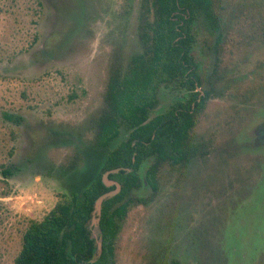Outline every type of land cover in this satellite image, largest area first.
Wrapping results in <instances>:
<instances>
[{"label": "rangeland", "instance_id": "rangeland-1", "mask_svg": "<svg viewBox=\"0 0 264 264\" xmlns=\"http://www.w3.org/2000/svg\"><path fill=\"white\" fill-rule=\"evenodd\" d=\"M214 2L220 38L204 22L196 28L194 56L210 96L191 134L195 155L162 165L157 191L143 184L132 192L115 264H264V0ZM141 3L0 0V264L15 263L31 223L79 176L90 180L86 157H96L109 79L142 50ZM180 96L160 88L151 116Z\"/></svg>", "mask_w": 264, "mask_h": 264}, {"label": "trees", "instance_id": "trees-1", "mask_svg": "<svg viewBox=\"0 0 264 264\" xmlns=\"http://www.w3.org/2000/svg\"><path fill=\"white\" fill-rule=\"evenodd\" d=\"M214 1L142 0L138 26L142 50L125 70L116 69L109 79L106 108L96 121L90 148L96 157H86L90 180L81 183L79 176L77 184L42 221L31 223L14 264H115L120 223L133 202L132 191L141 187L139 171L143 164L154 160L146 181L157 191L161 165H185L195 155L191 134L196 115L210 96L206 92L198 102L196 89L202 86V78L194 56L196 28L204 22L205 28L220 38ZM171 86L185 98L152 117L160 88ZM7 118L13 119L11 115ZM122 131L129 133L128 138L107 150ZM118 168L122 170L110 179L121 183V193L103 203L100 231L94 235L90 224L95 203L114 189L105 184L103 176ZM12 172L7 168L3 174L11 176Z\"/></svg>", "mask_w": 264, "mask_h": 264}, {"label": "flooded vegetation", "instance_id": "flooded-vegetation-1", "mask_svg": "<svg viewBox=\"0 0 264 264\" xmlns=\"http://www.w3.org/2000/svg\"><path fill=\"white\" fill-rule=\"evenodd\" d=\"M202 86L201 87H197V89H196V92H198L199 93V99H198V102H201V100H202V98L206 95V92L205 91H203L202 89ZM185 98V96H184V94H182V96H180V97H178V99H176L175 100V102L172 104V105H176L177 103H179V101H181V100H183ZM171 105V106H172ZM193 108L195 109V105H193ZM262 108H264L263 106H262ZM196 127V126H195ZM259 132H260V134H259V140H258V144L260 143V141H264V128L262 129H259ZM96 133V132H95ZM122 133V132H121ZM127 133V135H129V133L128 132H126ZM121 135V134H120ZM119 138H120V136L114 141V143L107 149V150H113V149H115V148H117L120 144H121V142H123L124 140H126L127 138H128V136H127V138L126 139H124L123 141H121V142H119V144H117L116 145V143H117V141L119 140ZM94 141V140H93ZM264 144V143H263ZM259 146H260V144H259ZM257 147V146H256ZM153 160V159H152ZM149 161V160H148ZM147 162V161H146ZM145 162V163H146ZM144 163V164H145ZM154 163V162H153ZM144 164H143V166H144ZM153 165V164H152ZM151 165V166H152ZM164 165V164H163ZM169 165V164H168ZM142 166V167H143ZM150 166V167H151ZM162 166V165H161ZM161 166L159 167V169L161 168ZM171 166V165H170ZM142 167H141V169H142ZM176 167V166H175ZM118 169H120L119 170V172L122 170L121 168H118ZM141 169H140V171H139V177H140V180H141V187H142V185L143 184H146V185H149L148 183H147V181H146V175H145V179H144V181L141 179V176H140V172H141ZM113 170H117V169H113ZM113 170H110V171H113ZM110 171H107L106 173H108V172H110ZM118 172V173H119ZM105 173V174H106ZM158 173H159V170H158ZM104 174V175H105ZM113 173H111L110 175H109V181L110 182H117V183H119L120 185H121V183L120 182H118L117 180H112V179H110V176L112 175ZM115 174H117V173H115ZM104 177V176H103ZM157 182H158V175H157ZM150 186V185H149ZM108 187H114V189L113 190H111V191H109V192H107V193H110V192H114V191H116V189H117V187H116V185H110V186H108ZM140 187V188H141ZM151 187V186H150ZM140 188H138V189H140ZM152 188V187H151ZM138 189H135V190H138ZM153 189V188H152ZM121 190H122V185H121ZM121 190H120V192L117 194V195H115V196H113L112 198H114V197H116V196H118L120 193H121ZM135 190H133V191H135ZM157 190H158V187H157ZM132 191V192H133ZM153 191H154V189H153ZM155 192V191H154ZM106 194V193H105ZM132 194V193H131ZM103 196V195H102ZM111 198V199H112ZM133 200V199H132ZM134 203V200H133V202H132V204ZM131 204V205H132ZM90 227L94 230L95 229V227L92 225V223L90 224ZM97 239V238H96ZM98 242H99V240L97 239V242H96V244H98Z\"/></svg>", "mask_w": 264, "mask_h": 264}, {"label": "water", "instance_id": "water-1", "mask_svg": "<svg viewBox=\"0 0 264 264\" xmlns=\"http://www.w3.org/2000/svg\"><path fill=\"white\" fill-rule=\"evenodd\" d=\"M119 170L120 169L110 171V172L106 173L104 175V177H103V181L105 182V184L107 186L116 185L117 189L114 192H110V193L104 194L103 196L99 197L98 200L96 201V203H95V211L93 213V219H92V222H91L92 225L95 227L94 235H97V232L100 231L99 224H100V217L102 215L103 203L105 202V200H107L109 198H112L113 196L117 195L120 192V190H121V185L119 183L110 182L109 178H108L111 173H113V174L118 173ZM98 249H99V253H101V243H100V241L98 242Z\"/></svg>", "mask_w": 264, "mask_h": 264}]
</instances>
